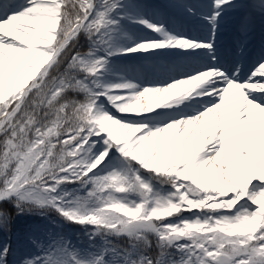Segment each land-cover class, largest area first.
<instances>
[{
	"label": "snow or ice",
	"instance_id": "1",
	"mask_svg": "<svg viewBox=\"0 0 264 264\" xmlns=\"http://www.w3.org/2000/svg\"><path fill=\"white\" fill-rule=\"evenodd\" d=\"M170 7L206 34L144 0H0V232L42 222L12 264H264V42L240 62L264 0Z\"/></svg>",
	"mask_w": 264,
	"mask_h": 264
},
{
	"label": "bare ground",
	"instance_id": "2",
	"mask_svg": "<svg viewBox=\"0 0 264 264\" xmlns=\"http://www.w3.org/2000/svg\"><path fill=\"white\" fill-rule=\"evenodd\" d=\"M144 2L149 4V5L154 6L155 10L162 12L169 23L174 24L172 22V20L170 19V16H172L173 19L177 22V24H175V25L183 26V30H185L191 34H194V35L206 34L203 32L204 28L199 23V21L191 19V18L183 17L178 12L177 9L170 7V5L172 3L178 2V0H162L163 6L159 5L157 3H154L151 0H144ZM182 2L201 3V2H206V0H182ZM166 9H168L169 11H167ZM236 16L239 17V14H237ZM233 22H234V20L232 21L229 19L226 25H228L229 23H233ZM238 26L239 25H237L236 27L238 28ZM260 29H261V26L259 25V28H258L259 38L257 40H255L257 43H259V41L262 39L261 37H264V35L260 34ZM232 31H233V29H232ZM255 33H256V30H255ZM236 36H237V34H235L234 38L232 39L234 42H235ZM234 42L232 43V46L228 49L227 53L224 54L228 60H231L233 58L232 56H234V54L236 53L237 48L235 47ZM261 47H262V45H260L258 47L259 50H256L255 55L252 57H254L255 59L258 58V56L261 52ZM224 49H227V47H225ZM249 58H250V54H247L244 57H240L241 64L245 66V69H246L247 62L249 61ZM146 64L147 65L149 64V67L148 68L146 67L147 69H144V71L140 70L138 75H139L140 80L144 81L145 84L147 85L148 83L155 82L156 80L160 79L161 76H160L159 70H153V62L152 61L147 60V61H145V65Z\"/></svg>",
	"mask_w": 264,
	"mask_h": 264
},
{
	"label": "rangeland",
	"instance_id": "3",
	"mask_svg": "<svg viewBox=\"0 0 264 264\" xmlns=\"http://www.w3.org/2000/svg\"><path fill=\"white\" fill-rule=\"evenodd\" d=\"M232 17H234V16H232ZM230 18H231V17H230ZM251 39H253L252 35H251V37L249 38V40H251ZM248 46H250V47L248 48V51H250V50L252 49V47L254 46V44H253V43H249ZM40 223H42V222H38L36 225H38V224H40ZM36 225H34L33 228H31V229L29 230L28 236L25 237L24 239H17V240H15L14 242H9V243L12 244L13 249H15V255L9 257L10 264H12L13 261H17V260H19V258H20L24 253H26L27 251H29V250L31 249V245H30V243H29V239H28V237H29V235L32 233V231H33V229L35 228ZM5 242H7V241L4 239V240L0 241V244H3V243H5ZM7 243H8V242H7Z\"/></svg>",
	"mask_w": 264,
	"mask_h": 264
}]
</instances>
